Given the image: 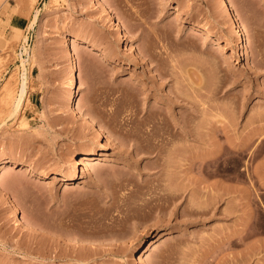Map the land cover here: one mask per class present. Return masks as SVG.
<instances>
[{
  "label": "rangeland",
  "instance_id": "rangeland-1",
  "mask_svg": "<svg viewBox=\"0 0 264 264\" xmlns=\"http://www.w3.org/2000/svg\"><path fill=\"white\" fill-rule=\"evenodd\" d=\"M106 1L0 0V264H264V0Z\"/></svg>",
  "mask_w": 264,
  "mask_h": 264
},
{
  "label": "bare ground",
  "instance_id": "bare-ground-1",
  "mask_svg": "<svg viewBox=\"0 0 264 264\" xmlns=\"http://www.w3.org/2000/svg\"><path fill=\"white\" fill-rule=\"evenodd\" d=\"M96 4H97V7H98V9L102 15H106L108 18H111L113 20L117 17L115 12H113L112 9H110L106 0H96ZM220 4H221V10L223 11V15L227 16L231 20L232 28L235 29V41H236L237 51H238V53H244L246 51L244 39H243V36L245 35V29H244V25H243L244 21H243L242 17L240 16L241 14L237 13L239 16L237 14L232 15L231 10L228 6L227 0H220ZM238 12H239V10H238ZM36 18H37V13L34 14L32 23L35 22ZM114 22H115V20H114ZM120 23L121 22H120L119 18L117 17L116 23H115V29L116 30H121L122 24H120ZM76 41H77V36H68V38L66 37L67 44L68 43L69 44L74 43ZM92 53H97V52H93V50H92ZM19 54H20V58L22 60V63L27 60V58L24 57V54H26V55L28 54L27 48L25 47V45H23ZM75 57H76V53H71V59L70 60H71L72 66H71L70 72H71V75L73 77L72 78L73 91H72L71 95L69 96V100L74 104L76 103L77 100H79L80 94H81V89L83 88L81 80L78 77H76V65L73 64V63H76ZM20 80L21 81H20V84L18 86L17 94H16V96L12 102V109H13L14 113H16L19 110L22 99H23L24 94L26 92L27 76H26L25 72L22 73V77ZM191 107H192L193 111H196L195 110L196 108H193L194 105ZM77 113H78V118L82 121V123L85 124L88 128L96 131L97 134L99 135L101 128H100V126L97 125V123H95V121H93V119H91L92 117L90 118V113H89V117H88V116H86V112L84 113L83 110H81L79 108H77ZM188 113H189L188 115H190V117L193 116L192 111H190ZM185 134L187 135V137L184 138V141H185V143H188L187 141H190V137L192 136V131L190 130V128L185 132ZM187 138L189 140H186ZM136 145L138 146V142ZM168 145H170L169 140H167V141L162 140L161 142L154 144L151 147V149L147 150L149 153L147 155L151 158L154 157L156 165L159 166V168L161 167L160 169L162 171L160 170V174H161V172L164 171V168L166 167L165 166V157L167 156V153H168ZM139 147L144 148V145L139 142ZM99 154L102 155L105 153L100 151ZM93 158H94L93 154H87L86 155V160H84L82 163V171H85L88 169V165L90 163H93L92 162ZM12 161L13 160L10 158H6V159H3L0 161V176L2 174V171L6 170L10 166L9 163H12ZM26 170H28V168H26ZM223 171H225V170H223ZM6 181L5 182L8 184L9 188H16L18 186L16 179L12 176H8ZM175 195L176 194H175L174 190H172L170 193L167 194V196L170 199L176 198ZM13 208H14V206H13ZM156 208L160 209L161 211L165 210V206H163L161 204H157ZM15 210H16L15 208L12 209V212L14 211V214L17 213ZM191 212L195 213V212H197V210L192 209ZM23 216L21 217V219L23 221H25L26 223H29V221H28L29 219L26 216H25L26 218ZM30 224H31V222H30Z\"/></svg>",
  "mask_w": 264,
  "mask_h": 264
},
{
  "label": "crops",
  "instance_id": "crops-1",
  "mask_svg": "<svg viewBox=\"0 0 264 264\" xmlns=\"http://www.w3.org/2000/svg\"><path fill=\"white\" fill-rule=\"evenodd\" d=\"M28 18L21 15L13 14L8 19V26L11 29L17 28L24 30L28 26Z\"/></svg>",
  "mask_w": 264,
  "mask_h": 264
}]
</instances>
